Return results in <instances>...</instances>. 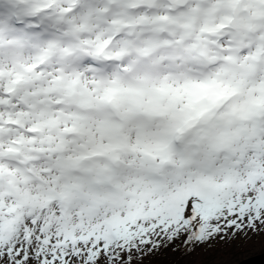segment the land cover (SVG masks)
Masks as SVG:
<instances>
[{
	"label": "snow or ice",
	"instance_id": "snow-or-ice-1",
	"mask_svg": "<svg viewBox=\"0 0 264 264\" xmlns=\"http://www.w3.org/2000/svg\"><path fill=\"white\" fill-rule=\"evenodd\" d=\"M264 238V0H0V264H226Z\"/></svg>",
	"mask_w": 264,
	"mask_h": 264
},
{
	"label": "rangeland",
	"instance_id": "rangeland-1",
	"mask_svg": "<svg viewBox=\"0 0 264 264\" xmlns=\"http://www.w3.org/2000/svg\"><path fill=\"white\" fill-rule=\"evenodd\" d=\"M264 250V238H255L242 248H237L233 253L226 257V264L235 263L241 258L252 254L259 253ZM173 259L169 252H161L154 257L146 258L142 264H170Z\"/></svg>",
	"mask_w": 264,
	"mask_h": 264
},
{
	"label": "water",
	"instance_id": "water-1",
	"mask_svg": "<svg viewBox=\"0 0 264 264\" xmlns=\"http://www.w3.org/2000/svg\"><path fill=\"white\" fill-rule=\"evenodd\" d=\"M229 264H264V250L259 253L241 258L239 261L235 263H229Z\"/></svg>",
	"mask_w": 264,
	"mask_h": 264
}]
</instances>
